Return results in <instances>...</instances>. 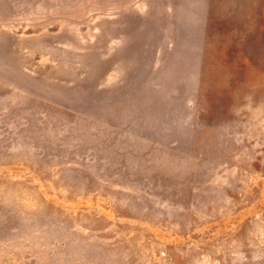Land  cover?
Here are the masks:
<instances>
[{
  "label": "rangeland",
  "instance_id": "rangeland-1",
  "mask_svg": "<svg viewBox=\"0 0 264 264\" xmlns=\"http://www.w3.org/2000/svg\"><path fill=\"white\" fill-rule=\"evenodd\" d=\"M0 264H264V0H0Z\"/></svg>",
  "mask_w": 264,
  "mask_h": 264
}]
</instances>
